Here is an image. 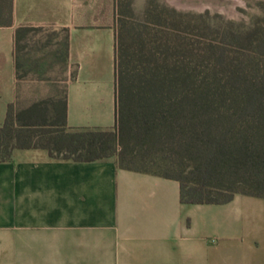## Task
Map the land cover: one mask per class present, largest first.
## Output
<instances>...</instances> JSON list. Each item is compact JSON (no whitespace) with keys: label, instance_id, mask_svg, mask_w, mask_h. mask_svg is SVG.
Instances as JSON below:
<instances>
[{"label":"crops","instance_id":"1","mask_svg":"<svg viewBox=\"0 0 264 264\" xmlns=\"http://www.w3.org/2000/svg\"><path fill=\"white\" fill-rule=\"evenodd\" d=\"M114 24L112 0L108 9L104 0H13V25L0 27V127L9 109L64 100L68 128L113 130ZM9 257L264 264V200L187 205L176 180L120 169L114 158L77 162L15 149L0 162V264Z\"/></svg>","mask_w":264,"mask_h":264},{"label":"trees","instance_id":"2","mask_svg":"<svg viewBox=\"0 0 264 264\" xmlns=\"http://www.w3.org/2000/svg\"><path fill=\"white\" fill-rule=\"evenodd\" d=\"M131 3L114 0L113 130L68 128L64 100L9 109L0 162L15 149L77 162L114 158L120 169L176 180L183 204L264 200V5L246 23L157 0L137 14ZM12 25L13 0H0V27Z\"/></svg>","mask_w":264,"mask_h":264},{"label":"rangeland","instance_id":"3","mask_svg":"<svg viewBox=\"0 0 264 264\" xmlns=\"http://www.w3.org/2000/svg\"><path fill=\"white\" fill-rule=\"evenodd\" d=\"M113 5H114V0ZM132 9L139 14L145 5V0H131ZM160 4L173 9L176 12L193 15L208 14L214 18L220 15L232 21L249 22L254 17L261 16V8L264 0H157ZM110 0H104V8L108 9ZM133 166H139L134 163ZM149 167V166H148ZM150 168L157 169L152 165ZM14 257L8 258V264H18Z\"/></svg>","mask_w":264,"mask_h":264},{"label":"built area","instance_id":"4","mask_svg":"<svg viewBox=\"0 0 264 264\" xmlns=\"http://www.w3.org/2000/svg\"><path fill=\"white\" fill-rule=\"evenodd\" d=\"M215 241L212 240V243H214Z\"/></svg>","mask_w":264,"mask_h":264}]
</instances>
